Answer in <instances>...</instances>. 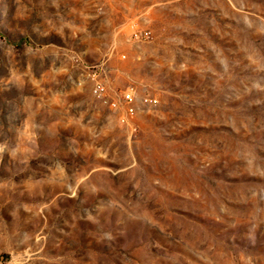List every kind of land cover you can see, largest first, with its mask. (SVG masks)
Returning a JSON list of instances; mask_svg holds the SVG:
<instances>
[{"label": "rangeland", "instance_id": "rangeland-1", "mask_svg": "<svg viewBox=\"0 0 264 264\" xmlns=\"http://www.w3.org/2000/svg\"><path fill=\"white\" fill-rule=\"evenodd\" d=\"M0 264H264V0H0Z\"/></svg>", "mask_w": 264, "mask_h": 264}, {"label": "built area", "instance_id": "built-area-1", "mask_svg": "<svg viewBox=\"0 0 264 264\" xmlns=\"http://www.w3.org/2000/svg\"><path fill=\"white\" fill-rule=\"evenodd\" d=\"M133 37L137 41H145L152 37V31L147 29L136 30ZM125 56L123 55V57ZM92 92L99 101L116 110L123 123L131 127L132 130H136L133 117L138 111V104L134 87L111 90L103 80L95 78ZM157 101V97L151 95H146L141 99L143 104H155Z\"/></svg>", "mask_w": 264, "mask_h": 264}]
</instances>
